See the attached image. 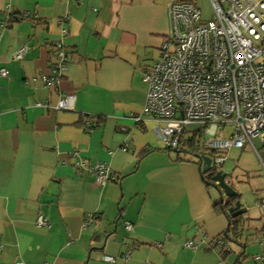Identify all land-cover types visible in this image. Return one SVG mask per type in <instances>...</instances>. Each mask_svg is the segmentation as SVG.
<instances>
[{"label": "crops", "instance_id": "crops-1", "mask_svg": "<svg viewBox=\"0 0 264 264\" xmlns=\"http://www.w3.org/2000/svg\"><path fill=\"white\" fill-rule=\"evenodd\" d=\"M171 1L0 0V65L9 72L0 80V264H123L128 247L127 264H263L252 256L264 241L241 219L243 242L229 234L222 248L184 247L224 237L228 218L189 149L173 157L158 137L162 123L144 112L142 72L170 33ZM57 41L67 67L47 88L41 77ZM60 93L74 97L73 109H54ZM96 163L111 172L102 186L88 170Z\"/></svg>", "mask_w": 264, "mask_h": 264}, {"label": "built area", "instance_id": "built-area-1", "mask_svg": "<svg viewBox=\"0 0 264 264\" xmlns=\"http://www.w3.org/2000/svg\"><path fill=\"white\" fill-rule=\"evenodd\" d=\"M81 1V0H77ZM210 14L193 0H172L168 5L170 33L160 47L156 61L142 72L147 85L144 112L158 126V137L171 150H181L185 134L194 138L196 148L214 153L217 169L224 162L222 153L231 148L262 143L261 153L255 150L264 170V0H206ZM67 30L61 29V36ZM28 47L19 46L13 58L21 60ZM54 63L48 75L41 77L47 88H56L66 71L68 53L61 41L52 49ZM9 76L0 65V80ZM74 97L60 93L55 110L73 109ZM41 107V102H36ZM47 102L45 106H49ZM86 119L85 127H91ZM198 136H203L200 143ZM82 167L83 162H76ZM84 167V166H83ZM89 172L95 184L102 186L111 177L109 168L96 163ZM218 170V169H217ZM258 207L264 212V197ZM38 227L48 229L49 219L38 214ZM126 232L132 223H123ZM264 241V230L254 239ZM206 244L222 248L223 238L186 241L184 247L196 250ZM133 247L121 254L127 264ZM264 264V252L252 256ZM114 262L112 257H104ZM18 264H24L22 262ZM48 264V263H43Z\"/></svg>", "mask_w": 264, "mask_h": 264}, {"label": "rangeland", "instance_id": "rangeland-1", "mask_svg": "<svg viewBox=\"0 0 264 264\" xmlns=\"http://www.w3.org/2000/svg\"><path fill=\"white\" fill-rule=\"evenodd\" d=\"M198 4L203 8V17L207 18L208 9L206 0H198ZM203 138V136H198L197 140L202 143ZM252 145L258 153H261L262 143L258 138L252 139ZM253 147L250 143H245L242 148H231L225 151L221 154L224 157V162L217 169L225 174L224 182L237 193L241 207L246 210L235 218L241 219L245 224L249 223L251 226H254L248 232L252 233L251 236L257 237L258 230L255 228L261 229L264 225V212L258 207L259 199L264 197V170L259 163L258 156ZM187 149L191 150L192 147H186L183 152L178 154L185 155ZM190 152L194 151L191 150ZM169 153L173 157L177 155L174 150H171ZM214 155L213 153V157ZM212 165L214 167V160H212ZM205 179L209 183L208 188L211 195L219 201V189L208 175H206ZM234 226L235 229L233 227L229 234L232 238L235 237V240L243 242L244 235L245 237L247 236L248 228L246 227V230L242 229L241 224H239L238 230H236L235 222ZM243 230H245V234H243ZM249 238L251 237L248 236V240ZM232 246L236 248L235 243H232Z\"/></svg>", "mask_w": 264, "mask_h": 264}, {"label": "water", "instance_id": "water-1", "mask_svg": "<svg viewBox=\"0 0 264 264\" xmlns=\"http://www.w3.org/2000/svg\"><path fill=\"white\" fill-rule=\"evenodd\" d=\"M192 157H194L197 160V164L200 171L207 172L210 171L211 166V159L209 157L203 156V155H194L192 154ZM225 174L221 171H217L214 173V175L211 177L212 182L215 184V186L219 189V204H222L224 202V196L226 198H232L237 195V193L231 188V186L227 185L224 182ZM226 202V201H225ZM246 210H244L241 207V204L238 200L235 201L234 205L228 207L226 209L225 215L230 218H235L241 214H243ZM229 225V222H228Z\"/></svg>", "mask_w": 264, "mask_h": 264}, {"label": "trees", "instance_id": "trees-1", "mask_svg": "<svg viewBox=\"0 0 264 264\" xmlns=\"http://www.w3.org/2000/svg\"><path fill=\"white\" fill-rule=\"evenodd\" d=\"M183 145L185 147H190V148L192 147L191 150L194 151V152H190L191 150L188 151V152L191 153V156H192V154H194V155H204L203 154V151H201V149L196 148V145L194 144V138L193 137H190V139H189V137L187 139L184 138L183 139ZM146 150L149 151L150 149L149 148H146ZM200 173H201V176H202L205 184L207 186H209V183L205 179L206 178V175H208L210 177V179H211V177L214 175L215 171L210 169V171H207V172L200 171ZM232 198H234V197H232ZM234 199H235V201L238 200V195H236ZM228 200H231V199H228V198L225 199L224 198V202L222 204H219L218 201H217V199H215L214 200V207H219L221 209V211L222 210L226 211V209L229 207L228 205L230 204V203H227ZM224 214H225V212H224ZM228 222H229V225H228L227 229L225 230V232L223 234L224 237H221V238H223L224 241H225V239L230 240V237H229L230 230H232L233 227L235 229L234 222L235 223L236 222L238 223V220H237V218L232 219V218L228 217Z\"/></svg>", "mask_w": 264, "mask_h": 264}, {"label": "flooded vegetation", "instance_id": "flooded-vegetation-1", "mask_svg": "<svg viewBox=\"0 0 264 264\" xmlns=\"http://www.w3.org/2000/svg\"><path fill=\"white\" fill-rule=\"evenodd\" d=\"M203 154H204L203 156L209 157L211 159V163H210L211 170H214L215 173H216L218 170L215 168V166L213 167V165H212L213 153L212 152H209V151H203ZM224 198H225V196H224ZM234 198H228V199H231V200H228V202H227V203H230L228 205L229 207L232 206V205H234V203H235V199Z\"/></svg>", "mask_w": 264, "mask_h": 264}]
</instances>
